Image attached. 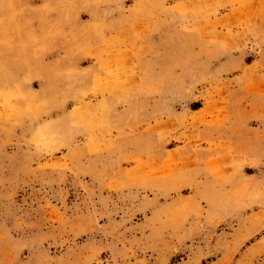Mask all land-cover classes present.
<instances>
[{
  "label": "rangeland",
  "instance_id": "obj_1",
  "mask_svg": "<svg viewBox=\"0 0 264 264\" xmlns=\"http://www.w3.org/2000/svg\"><path fill=\"white\" fill-rule=\"evenodd\" d=\"M0 264H264V0H0Z\"/></svg>",
  "mask_w": 264,
  "mask_h": 264
}]
</instances>
